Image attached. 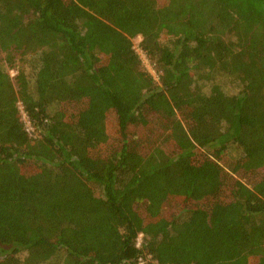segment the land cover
I'll use <instances>...</instances> for the list:
<instances>
[{
  "label": "trees",
  "instance_id": "obj_1",
  "mask_svg": "<svg viewBox=\"0 0 264 264\" xmlns=\"http://www.w3.org/2000/svg\"><path fill=\"white\" fill-rule=\"evenodd\" d=\"M0 52V264H264V0H0Z\"/></svg>",
  "mask_w": 264,
  "mask_h": 264
},
{
  "label": "rangeland",
  "instance_id": "obj_2",
  "mask_svg": "<svg viewBox=\"0 0 264 264\" xmlns=\"http://www.w3.org/2000/svg\"><path fill=\"white\" fill-rule=\"evenodd\" d=\"M139 40H140V36H135L133 39H132V41H133V44H134V47H135V49L137 50V52H138V54H139V56H140V58H141V60H142V62H143V64H144V66H145V68L147 69V70H149L154 76H156V74H155V72L153 71V69H152V67H151V65H150V62H149V60L146 58V56L144 55V53L139 49V47H138V43H139ZM4 56H5V54L3 53V52H0V64L2 65V67L3 68H5L9 73H10V75L13 77L15 74H16V68L17 67H19V66H22L23 65V62L22 61H20V62H17L16 63V68H12V67H10L6 62H5V60H4ZM20 108H21V106H20ZM22 116H23V119H24V122H25V125H26V129H27V131L30 133V134H32V131H33V128L30 126V124H29V122H28V120H27V117L25 116V114L22 112ZM113 120V118H111L110 117V121H112ZM208 151V150H207ZM230 154L233 156V155H237L238 154V151L237 150H234V149H230ZM262 172L263 171H253L252 173H249L248 175H245L244 176V178H242V179H246V181L248 182V183H251L252 184V182L253 181H255L256 180V178H258V176L259 175H261L262 174ZM235 177H237V178H241V175H239V174H237ZM230 186H232V182L230 181V182H228V187H230ZM172 212H176V207H174V206H172V204H170L169 206H168V208H166L165 209V211H164V214L166 215V216H168V215H170V214H172Z\"/></svg>",
  "mask_w": 264,
  "mask_h": 264
},
{
  "label": "built area",
  "instance_id": "obj_3",
  "mask_svg": "<svg viewBox=\"0 0 264 264\" xmlns=\"http://www.w3.org/2000/svg\"><path fill=\"white\" fill-rule=\"evenodd\" d=\"M140 264H143V262L141 261Z\"/></svg>",
  "mask_w": 264,
  "mask_h": 264
}]
</instances>
